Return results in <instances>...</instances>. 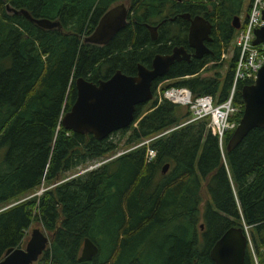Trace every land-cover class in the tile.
Masks as SVG:
<instances>
[{
	"label": "trees",
	"instance_id": "trees-1",
	"mask_svg": "<svg viewBox=\"0 0 264 264\" xmlns=\"http://www.w3.org/2000/svg\"><path fill=\"white\" fill-rule=\"evenodd\" d=\"M120 1L0 0V259L38 222L50 241L34 264H214L209 249L230 226L247 227L243 264H264V127L226 151L233 130L222 146L207 119L183 124L188 109L159 100L170 86L211 95L215 103L228 96L236 50L223 78L200 72L209 62H224L222 52L236 32L232 18L242 15L245 0H127V24L109 43H83ZM6 4L33 18L58 20L61 29L39 27L8 12ZM184 12L211 23V52L175 61L154 79L153 99L135 106L128 128L114 131L117 142L111 134L96 139L62 126L76 78L97 82L117 69L135 74L136 65L149 67L156 53L188 48ZM161 19L154 41L145 23ZM251 82H237V120L240 89ZM180 107L186 111L179 113ZM121 139L125 151L114 156ZM148 148L155 151L151 160ZM95 162L102 163L78 174ZM84 237L98 246L90 260L78 259Z\"/></svg>",
	"mask_w": 264,
	"mask_h": 264
},
{
	"label": "water",
	"instance_id": "water-1",
	"mask_svg": "<svg viewBox=\"0 0 264 264\" xmlns=\"http://www.w3.org/2000/svg\"><path fill=\"white\" fill-rule=\"evenodd\" d=\"M6 10L14 14H23L39 27L61 29L58 20L33 18L25 9H15L6 4ZM128 10L123 2L106 10L99 18L94 29L83 36V43L105 45L127 23ZM189 21L187 42L193 52L183 46H174L169 53H156L150 66L141 63L136 65V73L126 74L115 70L109 77L92 82L83 77L74 81L76 97L69 109L61 117L64 128L75 133H89L96 139H104L114 131L128 128L134 120L135 106L153 98L152 81L167 73L175 61H189L201 58L211 52L206 42L211 41V23L203 16L191 17L189 13L180 14ZM264 19V10L262 12ZM174 19V18H170ZM238 15L232 18V26L239 27ZM150 38L156 39V26H146ZM253 44L264 41V27L254 31ZM243 100V111L236 128L230 133L225 143V150L235 148L253 128L264 127V64L258 69L251 83L240 89ZM168 169L166 163L162 173ZM42 189L37 193L39 194ZM7 207L2 208L6 209ZM203 229V224H200ZM48 235L39 227L31 229L24 246L8 248L0 264H34L49 244ZM247 247V230L239 226H230L216 238L209 249L214 264H243ZM98 253L97 245L84 237L79 260H90Z\"/></svg>",
	"mask_w": 264,
	"mask_h": 264
},
{
	"label": "built area",
	"instance_id": "built-area-1",
	"mask_svg": "<svg viewBox=\"0 0 264 264\" xmlns=\"http://www.w3.org/2000/svg\"><path fill=\"white\" fill-rule=\"evenodd\" d=\"M263 10L264 0H250L244 21L236 28L232 39L233 50H236L233 81L229 94L223 101L215 103L213 97L208 94L194 96L188 88L183 86H170L159 95V100L164 98L188 109L189 118L183 124L207 119L208 126L214 129L221 145L225 133L234 130L239 121L236 119L239 106L235 103L237 82L239 80L252 81L258 69L264 64V41L253 44L254 31L264 27ZM224 56L225 54L222 53L221 57ZM151 139H146L140 144L147 145ZM154 156L155 151L148 148V160Z\"/></svg>",
	"mask_w": 264,
	"mask_h": 264
},
{
	"label": "rangeland",
	"instance_id": "rangeland-1",
	"mask_svg": "<svg viewBox=\"0 0 264 264\" xmlns=\"http://www.w3.org/2000/svg\"><path fill=\"white\" fill-rule=\"evenodd\" d=\"M250 0H245L244 1V5H243V8H242V11H243V13H242V15L240 14L239 15V18H240V23H242L243 21H244V19H245V13H246V8H247V4H248V2H249ZM123 3H125V4H127V0H123L122 1ZM233 48H234V46H233V42H232V44H231V46L229 45L228 46V48H227V56H226V59L224 60V62H220V63H222V65H220V66H218V67H213L212 66V62H209L206 66H205V68L200 72V75L201 76H212V75H214L215 74V72H220L221 73V77L223 78L224 77V75H225V73H226V71H227V69H228V66H229V62H230V59H231V56H232V54H233ZM170 82H172V81H164V82H162L161 84H165V83H170ZM154 97V96H153ZM153 99V98H152ZM186 110L184 109V108H179V113H183V112H185ZM110 135V134H109ZM110 138L114 141V142H117L118 140H119V138H120V134L119 133H111V136H110ZM123 139H121L120 140V142H119V149L118 150H116L115 151V155L114 156H116V155H118V154H120V153H122L123 151H125V148L122 146V144H123ZM222 146H223V140H222ZM104 161H106V159L105 160H103L102 162H104ZM102 162H99V163H97V162H95V163H93V164H91V165H89L86 169H82V170H80L79 172H78V174H80V173H83L84 171H86V170H88V169H91V168H93V167H96L97 165H99L100 163H102ZM71 173V172H70ZM77 174V173H76ZM76 174H71V175H69L68 177H73V176H75ZM41 188V187H40ZM40 190H38V192H39ZM37 192V193H38ZM36 193V194H37ZM34 194H31V195H29V196H27L26 198H28V197H31V196H33ZM201 196H202V203L200 204V212H201V210H202V208H203V204H204V202H205V200H206V194H205V192H204V190L202 189V191H201ZM26 198H24V199H26ZM34 227H39V228H41L47 235H48V233L43 229V227L38 223V222H32L31 223V225H30V227L28 228V230H27V235H26V239L24 240V242L22 243V245L21 246H24L25 245V242H26V240H27V238H28V236H29V234H30V231H31V229L32 228H34ZM246 228V230H247V227H245ZM49 245V244H48ZM48 247V246H47Z\"/></svg>",
	"mask_w": 264,
	"mask_h": 264
},
{
	"label": "flooded vegetation",
	"instance_id": "flooded-vegetation-1",
	"mask_svg": "<svg viewBox=\"0 0 264 264\" xmlns=\"http://www.w3.org/2000/svg\"><path fill=\"white\" fill-rule=\"evenodd\" d=\"M120 2H122V1H120ZM120 2H117V3H120ZM116 3V4H117ZM125 4V3H124ZM115 5V4H114ZM126 5V7H127V10H128V1H127V4H125ZM113 6V5H112ZM111 6V7H112ZM245 16H246V13L244 14ZM102 16V15H101ZM127 16H128V14H127ZM184 19V18H183ZM170 20H172V19H170ZM127 21H128V19H127ZM188 21V20H187ZM165 22V19H161V20H159L158 22H156V23H145V27L147 26V25H149V26H156V28H157V31L159 30V28H160V26L163 24ZM188 23H189V21H188ZM127 24V23H126ZM126 26V25H125ZM124 26V27H125ZM123 27V28H124ZM188 27H189V25H188ZM122 28V29H123ZM147 28V27H146ZM148 29V28H147ZM148 31H149V29H148ZM119 32V31H118ZM149 33H150V31H149ZM187 34H188V30H187ZM115 36V35H114ZM157 39V38H156ZM112 40V39H111ZM109 43V42H108ZM187 44H188V42H187ZM188 52H193V49L192 48H190L189 46H188V48H186L185 46H183ZM172 49V48H171ZM190 49V50H189ZM170 52H171V50H170ZM192 58V57H191ZM191 60V59H190ZM131 75H133V74H131Z\"/></svg>",
	"mask_w": 264,
	"mask_h": 264
},
{
	"label": "bare ground",
	"instance_id": "bare-ground-1",
	"mask_svg": "<svg viewBox=\"0 0 264 264\" xmlns=\"http://www.w3.org/2000/svg\"><path fill=\"white\" fill-rule=\"evenodd\" d=\"M197 16H199V15H197ZM192 17V16H191ZM155 35H156V37L155 38H157V36H158V31H157V28H156V33H155ZM152 40H156V39H152ZM222 53H224L225 54V56L222 58H220L222 61H224L225 59H226V56H227V50L225 51H223ZM222 56V55H221ZM230 131V130H229ZM228 132V131H227ZM225 136V135H224ZM223 139H224V137H223ZM94 242V241H93ZM95 243V242H94ZM96 244V243H95ZM97 245V244H96ZM98 247V246H97Z\"/></svg>",
	"mask_w": 264,
	"mask_h": 264
}]
</instances>
